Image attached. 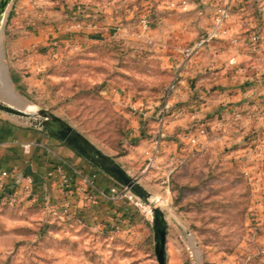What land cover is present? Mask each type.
Listing matches in <instances>:
<instances>
[{
    "label": "rangeland",
    "instance_id": "374dc122",
    "mask_svg": "<svg viewBox=\"0 0 264 264\" xmlns=\"http://www.w3.org/2000/svg\"><path fill=\"white\" fill-rule=\"evenodd\" d=\"M19 3L10 0L1 20L0 64L9 77L4 42L18 33L16 21L30 22L17 13ZM119 4L115 32L105 39L24 49L30 57L19 70L26 77L16 85L0 71V98L30 112H53L122 163L162 210L166 264H264V98L239 97V87L264 85V0H236L242 26L229 36L227 20L221 35L189 59L178 49L194 39L172 46L156 39L151 29L163 22L156 7L142 0ZM143 15L149 19L144 32ZM255 32L262 37L252 40ZM236 38L241 44H232ZM239 49L244 55L237 56ZM211 50L218 54L215 64L205 60ZM229 54L235 59L226 65ZM200 55L203 78L187 73L185 82L193 88H177V67ZM215 71L218 78L205 77ZM173 80L163 137L174 138L181 154L172 158L173 151L161 146L154 165L145 168L156 111ZM199 125L205 135L198 134V142L180 139L182 131ZM122 187L98 212L76 208L65 220L49 214L43 200L0 204V264H157L153 212Z\"/></svg>",
    "mask_w": 264,
    "mask_h": 264
},
{
    "label": "crops",
    "instance_id": "0c3cea01",
    "mask_svg": "<svg viewBox=\"0 0 264 264\" xmlns=\"http://www.w3.org/2000/svg\"><path fill=\"white\" fill-rule=\"evenodd\" d=\"M25 1L28 4H23ZM220 1L222 0H142V3L146 7H156V12L163 22L156 29L151 30L153 33L158 32L156 39L161 40L162 44L172 46L178 42L196 39L197 34L209 25L215 6ZM18 5L17 13L23 18H29L30 22L23 19L16 21L13 25L18 33L15 37H8L4 42V49L12 68L10 78L16 85L22 83L26 77L20 74L19 70L20 65L28 61L30 57L29 53H23L24 49L39 45L47 47L57 41H64L67 44L78 41L80 46L90 41L105 39L106 36L115 32L113 22L120 4L119 0H20ZM237 14L238 12L232 8L225 29L229 36L234 35L232 30L240 28L244 21ZM234 41L232 44L235 45L242 42L238 38ZM211 51L212 53L210 52V56L207 55L205 60L209 59L212 64H215L218 54L216 50ZM239 51L237 56L243 54L244 49ZM234 59L235 54H229L226 56L225 64L228 65ZM202 67L201 55L181 63L177 67L180 73L178 78L180 84H177V88L186 86L192 89L193 84H186L185 76L190 73V76H194L197 80L202 79ZM218 73L220 72H211L205 77L218 78ZM225 79L226 77L220 80ZM252 84L256 83L252 82ZM239 90L242 93L239 97L247 101L251 97L254 102L264 98V85L257 84L253 88L244 85L239 87ZM234 99L233 96L228 98L229 101ZM7 113L0 110V169H6L8 172L3 179L6 187L20 190L24 175L30 174L33 178V191L37 196L35 202L46 198L55 204H60L65 195L58 183L46 176L47 170L59 157L73 162L82 171L84 177H92L95 185L101 189L108 190L114 182L107 172L55 135L37 126L15 120ZM162 146L168 151H173L171 154H181L182 148L177 146L172 137L164 136ZM119 163L124 166L121 162ZM74 184L80 189L74 188L68 197L71 198L78 212L93 209L92 211L95 210L96 213L103 201L110 202L114 199L106 194L97 196L92 202L88 201L84 198V191L81 190L86 187L84 180L75 178Z\"/></svg>",
    "mask_w": 264,
    "mask_h": 264
},
{
    "label": "built area",
    "instance_id": "2783aa9c",
    "mask_svg": "<svg viewBox=\"0 0 264 264\" xmlns=\"http://www.w3.org/2000/svg\"><path fill=\"white\" fill-rule=\"evenodd\" d=\"M236 0H222L215 6L214 13L207 28L198 35L196 39L188 44L179 46L178 51L184 59L191 58L194 54L198 53L202 48L209 44L212 40L219 37L224 29L225 23L230 17L233 4ZM139 27L144 32L149 28V19L147 15H143L139 20ZM262 34L255 32L251 35L252 40L261 38ZM176 89V82L171 81L165 88L164 100L156 111L157 127L155 134L151 138L150 154L147 157L145 168L154 165L155 158L161 149L163 142V122L169 109L171 108L170 97ZM179 136L181 140L187 143L194 144L198 142V134L205 135V127L199 125L195 128H188L186 131L181 132ZM174 158V154L171 155ZM6 169H0V204H24L35 201L37 198L33 191V178L30 174H25L23 184L20 190H14L6 187L4 184V177L7 175ZM46 176L53 179L58 183L59 188L64 193L65 197L60 204L49 202L46 198L43 199L45 209L49 214H52L59 220H65L74 217L76 214V207L68 195H71L75 186V178H82L86 183L84 189V198L88 201H94L97 196L109 194L112 198L119 196V183L114 181L108 190L97 187L92 177H84L82 171L70 160L59 157L58 160L52 164L47 170ZM80 189V187L78 188ZM125 191V187H122ZM127 191V190H126ZM125 193V192H124Z\"/></svg>",
    "mask_w": 264,
    "mask_h": 264
},
{
    "label": "water",
    "instance_id": "95a60500",
    "mask_svg": "<svg viewBox=\"0 0 264 264\" xmlns=\"http://www.w3.org/2000/svg\"><path fill=\"white\" fill-rule=\"evenodd\" d=\"M9 1L10 0H0V33L2 15ZM2 56L3 54L0 52V58H2ZM6 69L5 64L2 62L0 64V71L7 81H11V78L6 76ZM0 110L31 118V125L42 128L67 143L94 165L107 172L114 181L125 186L142 200L153 212L152 225L155 232L154 250L157 264H166V226L163 220L162 210L157 206L156 199L151 196L150 192L143 187L134 176L130 175L119 162L111 155L96 147L85 135L66 120L49 110L41 108L35 110V112H30V110L22 108L13 100L1 98Z\"/></svg>",
    "mask_w": 264,
    "mask_h": 264
},
{
    "label": "bare ground",
    "instance_id": "6f19581e",
    "mask_svg": "<svg viewBox=\"0 0 264 264\" xmlns=\"http://www.w3.org/2000/svg\"><path fill=\"white\" fill-rule=\"evenodd\" d=\"M20 117H23V116H20ZM149 208V207H148Z\"/></svg>",
    "mask_w": 264,
    "mask_h": 264
}]
</instances>
